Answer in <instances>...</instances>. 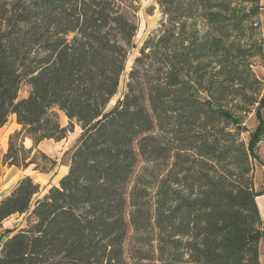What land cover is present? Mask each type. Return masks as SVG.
<instances>
[{
    "label": "trees",
    "instance_id": "trees-1",
    "mask_svg": "<svg viewBox=\"0 0 264 264\" xmlns=\"http://www.w3.org/2000/svg\"><path fill=\"white\" fill-rule=\"evenodd\" d=\"M154 1L162 18L108 106L135 0H0V128L18 125L2 162L37 171L39 144L79 128L57 185L25 175L1 197L0 264H261L259 0Z\"/></svg>",
    "mask_w": 264,
    "mask_h": 264
},
{
    "label": "rangeland",
    "instance_id": "rangeland-1",
    "mask_svg": "<svg viewBox=\"0 0 264 264\" xmlns=\"http://www.w3.org/2000/svg\"><path fill=\"white\" fill-rule=\"evenodd\" d=\"M259 5L261 6L258 23H259V30L260 33L264 37V0H259ZM134 6L136 7L135 13V20L138 26L137 32L134 37L135 48L131 49L127 62H126V69L125 72L121 76L120 86L118 93L110 100L108 106H112L115 101L121 97L123 90H124V83L126 80V75L128 70L130 69L134 57L138 54V50L142 45L143 41L146 37L154 31L162 18L160 9L158 4L154 0H135ZM264 39V38H263ZM253 70L255 74L262 80H264V56L263 58L255 57L253 58ZM25 94V89L21 91V95ZM264 116V111H263ZM254 116L251 113L247 120L246 126L249 130L253 129V124H256V120L253 119ZM59 120L61 124H66L67 119L60 113ZM18 129V125L16 124L15 120L12 116L8 118V121L0 130V169L2 168L1 159L2 154L5 150V146L7 143L8 135L12 134L15 130ZM79 134V128L75 127V130L65 138L60 141H53V140H45L39 144L38 150L35 151L36 155V163L38 170H32V167H29L25 170H19L18 174L20 173H28L32 176V178L38 182L41 186L42 192L44 193L47 188L52 185H57L59 178L67 171L68 168V157L69 152L75 144L76 138ZM248 137L247 133L242 134V138L246 140ZM26 145H29L30 142L25 141ZM40 153H44L48 158L55 159V165H51V163L44 158H41ZM17 175L11 177L9 181V185L15 179ZM22 221L21 217L12 216L5 222L6 226H18ZM130 240L126 242V247L130 246Z\"/></svg>",
    "mask_w": 264,
    "mask_h": 264
},
{
    "label": "crops",
    "instance_id": "crops-1",
    "mask_svg": "<svg viewBox=\"0 0 264 264\" xmlns=\"http://www.w3.org/2000/svg\"><path fill=\"white\" fill-rule=\"evenodd\" d=\"M263 111H264V108L261 109V115L264 119ZM13 119H14V117H13ZM253 119L256 120L255 117ZM256 124H257V120H256ZM256 124L255 123L253 124V129L255 128ZM1 129L2 128H0V130ZM8 137H9V135H8ZM8 137H7V142H8ZM25 141L30 142V144L26 145ZM24 145L26 147H30L32 145L31 140L28 138H25L24 139ZM6 149H7V143H6L5 150H4L3 154L5 153ZM3 154H2V157H3ZM257 155H258L260 160L264 161V136H263V139L258 143ZM1 165H2V168L0 169V199H1V197L5 196L6 194H8L10 192V190L14 187V185L16 184V182L20 178H22L25 175H29L28 173L18 174L19 170H21V169L25 170L28 168L24 169L21 167L19 168L16 166H9L7 164H4L2 162V159H1ZM253 165H254L253 186H254L255 190H260L261 187L264 185V166L258 160H254ZM14 175H17V176L12 181V183L9 185V181L11 180V177ZM29 176H31V175H29ZM256 203H257V207H258L261 219L264 222V194H261V195L256 197ZM13 216L19 217L18 215H13ZM259 254H260V263L264 264V235L262 236V238L260 240Z\"/></svg>",
    "mask_w": 264,
    "mask_h": 264
}]
</instances>
